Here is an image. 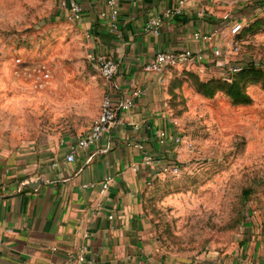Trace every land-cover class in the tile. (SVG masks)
<instances>
[{"label":"rangeland","instance_id":"1","mask_svg":"<svg viewBox=\"0 0 264 264\" xmlns=\"http://www.w3.org/2000/svg\"><path fill=\"white\" fill-rule=\"evenodd\" d=\"M61 1L0 0V139L9 146L76 137L100 111L107 81L88 59V32L59 13ZM216 7L227 23L244 20L242 51L264 71V0H217ZM219 71L169 70L182 169L148 185L144 209L171 254L200 260L246 246L264 258L263 76L238 75L250 101L236 102L226 89L202 88Z\"/></svg>","mask_w":264,"mask_h":264},{"label":"crops","instance_id":"2","mask_svg":"<svg viewBox=\"0 0 264 264\" xmlns=\"http://www.w3.org/2000/svg\"><path fill=\"white\" fill-rule=\"evenodd\" d=\"M80 1V26L92 32L86 37L89 52L119 64L106 88L117 98L135 89L141 93L119 113L111 131L81 150L75 162L65 159L68 143L76 138L71 133L49 134L18 147L0 139V264H77L83 246V264H264L246 246L201 260L171 254L144 209V192L159 166L146 165L135 143L147 140L161 159L181 150L171 138L157 135L160 128L177 132L168 107L170 69L158 74L144 64L159 50L198 49L203 42L195 38L197 31L227 30L226 15L217 14V0H120L116 31L106 0ZM174 8L180 10L165 15ZM154 16L162 17L160 34L145 29ZM108 174L114 178L103 191L101 181ZM91 181L94 186H83Z\"/></svg>","mask_w":264,"mask_h":264},{"label":"built area","instance_id":"3","mask_svg":"<svg viewBox=\"0 0 264 264\" xmlns=\"http://www.w3.org/2000/svg\"><path fill=\"white\" fill-rule=\"evenodd\" d=\"M119 1L120 0H106L109 5L108 17L110 19V25L113 30L119 28ZM180 4H184L185 0H180ZM60 8L62 13L68 20L77 22L80 24L84 17V7L80 0H62L60 2ZM177 9H170L165 15L173 13ZM200 15H204V10H199ZM162 17H151L146 25L145 29L160 34L161 32ZM227 30L222 31L220 28L215 27L208 32H195L194 36L203 42V45L198 49L183 48V49H168L157 51L152 58L144 64V69L147 71L156 72L158 74H164L165 71L171 68H184L189 70L194 68L195 70L205 71L209 66L219 69L220 77L226 81H232L235 74L241 71L246 65L254 61V58L250 53H244L243 45L245 44V38L243 31L246 24L243 19H234L227 24ZM88 34L92 32L87 31ZM222 35V36H221ZM88 59L91 64L100 71L102 76L107 82H110L118 72V62L108 57L105 54L88 52ZM141 91L135 89L131 95H122L117 98L112 94L110 90L106 88L100 105V111L94 119L91 127L76 136L75 139L68 143V147L65 153V159L67 162H75L77 155L81 150L89 148L92 144H95L102 140L112 129L115 123L118 121L119 113L122 110H127L135 104L134 97L139 95ZM134 94V95H133ZM157 135L161 140L171 138L174 143L181 145L184 141V137L181 133L173 132L166 128H160L157 131ZM135 145L141 150L142 161L146 165L159 166V170L156 172V177L162 173L170 172L178 174L181 171V151L177 150L170 157L158 158L153 154V151L147 144V140H141ZM188 147L192 146V143H187ZM113 176L111 174L106 175L102 181V190H107L112 181ZM152 184V182H148ZM93 181L84 183V187L94 186ZM54 249H57L54 247ZM68 256L73 257L71 252H68ZM87 250L83 246L77 256V264H83L86 260ZM202 257L200 258V260Z\"/></svg>","mask_w":264,"mask_h":264},{"label":"trees","instance_id":"4","mask_svg":"<svg viewBox=\"0 0 264 264\" xmlns=\"http://www.w3.org/2000/svg\"><path fill=\"white\" fill-rule=\"evenodd\" d=\"M246 28L247 27L244 29L245 31ZM255 64L256 63L251 62L246 65L241 71L235 74L234 80L232 82H227L220 77H212L202 82V88L205 92L216 89H226V92L229 93L236 102L250 101L249 96L244 93V88L241 87L240 81H238L236 78L238 75H241L242 78H244L250 74H253L255 78L256 74L259 73L261 76H263L262 79L264 81V71L256 68ZM260 78L261 77H259V79Z\"/></svg>","mask_w":264,"mask_h":264}]
</instances>
